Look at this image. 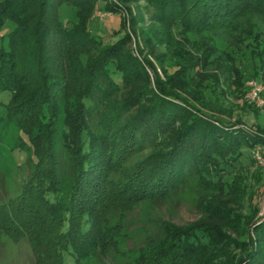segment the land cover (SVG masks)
Masks as SVG:
<instances>
[{
    "label": "trees",
    "instance_id": "16d2710c",
    "mask_svg": "<svg viewBox=\"0 0 264 264\" xmlns=\"http://www.w3.org/2000/svg\"><path fill=\"white\" fill-rule=\"evenodd\" d=\"M97 1L0 0V121L18 128L31 162L17 194L0 193V250L6 239L25 240L31 264H84L117 247L123 224L120 216L113 221L115 210L164 199L196 173L212 193L230 194L205 204L220 222L167 223L129 264H264V219L252 222L257 206L248 215L231 206L247 184L240 188V175L227 179L243 149L264 147V129L208 113L223 92L192 78L210 54L195 56L194 46L173 44L170 33L176 68L164 78L154 73L151 85L124 49L127 37L107 45L85 22ZM145 1L150 22L183 35L230 24L245 10L264 12V0ZM63 2L77 9L70 26L58 18ZM138 69L143 86L110 102ZM242 224L246 238L227 232Z\"/></svg>",
    "mask_w": 264,
    "mask_h": 264
},
{
    "label": "rangeland",
    "instance_id": "374dc122",
    "mask_svg": "<svg viewBox=\"0 0 264 264\" xmlns=\"http://www.w3.org/2000/svg\"><path fill=\"white\" fill-rule=\"evenodd\" d=\"M105 3L115 7L116 13L105 10ZM151 9L152 6L145 0H99L90 13H87L85 22L107 45L117 42L121 37H127L124 49L136 56L151 85L154 83V73L164 78V70L176 68V55L169 47L170 43L166 42L167 37L170 39L168 33L172 36L170 40L173 44L186 42V46H194L195 56H200L201 51L202 58L210 54L205 57L204 62L201 61L192 81L211 83L217 91L223 92L218 103L220 107L212 103L211 109H208L196 104L234 127L247 131H259L258 127L264 129V107L261 108L264 104V12L245 10L230 24L208 30L204 34L183 35L177 32V27L167 28L150 22ZM57 12L60 22L66 26L78 20L74 5L63 2L58 5ZM120 20L123 21V26ZM148 36L151 39L149 43H145L144 37ZM164 37L165 40L162 41ZM143 74L141 69L133 70L128 81L123 83V89L110 102H116L125 92L142 87L146 81ZM236 78H240L241 84H233ZM248 81H255L263 87V102L260 105L247 100ZM3 94L0 97L5 99ZM209 101L211 102L210 99ZM18 132L13 124L4 125L0 121V193L4 191L5 196L10 197L17 194L31 169L30 153L19 149ZM243 150L245 153L227 170V179L231 181L232 177L240 175L241 178H236L240 188L244 183L247 184V192L251 196L249 199V194L245 193L243 197L235 196L228 202L243 215L250 214V210L257 206L252 221L257 224L264 219V147L255 146ZM199 183V176L195 173L177 191L164 199L151 202L141 200L123 210H115L113 221L121 217L123 224V234L119 237L117 247L106 254L88 258L84 264H129L148 241L164 236V229L161 228L167 223L184 227L209 219L220 222L205 204L229 198L227 196L230 194L212 193ZM254 224H250L249 228L252 239L255 237ZM244 226L242 224L239 229L229 228L227 232L232 237L244 239L248 229L247 225ZM3 248L4 252L0 250V264H31L29 260L32 255L25 240L16 243L6 239Z\"/></svg>",
    "mask_w": 264,
    "mask_h": 264
},
{
    "label": "built area",
    "instance_id": "2783aa9c",
    "mask_svg": "<svg viewBox=\"0 0 264 264\" xmlns=\"http://www.w3.org/2000/svg\"><path fill=\"white\" fill-rule=\"evenodd\" d=\"M246 86H249L246 94L247 100L251 103L253 102L257 105H260L263 102V100L261 99L263 87L260 86V83L257 84L255 81H248V84ZM257 154L258 153L256 152V155Z\"/></svg>",
    "mask_w": 264,
    "mask_h": 264
}]
</instances>
